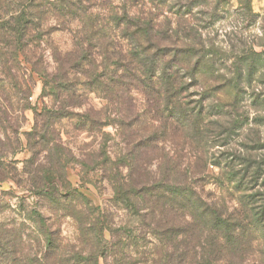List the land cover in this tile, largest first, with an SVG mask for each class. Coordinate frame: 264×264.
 Instances as JSON below:
<instances>
[{
  "label": "trees",
  "instance_id": "1",
  "mask_svg": "<svg viewBox=\"0 0 264 264\" xmlns=\"http://www.w3.org/2000/svg\"><path fill=\"white\" fill-rule=\"evenodd\" d=\"M134 1L123 0L118 11L101 19L95 14L85 17L88 7H82L80 0H0L3 72L14 78L11 69L21 62L30 63L26 48L38 45L46 35L43 25L47 17L57 19L55 28L48 31L62 30L80 17L76 52L55 59L54 75L49 80L42 75L44 88L48 87V95L54 97L61 93L74 95L70 76L79 73L85 79L81 86L106 101L104 118L111 105L118 115V129L129 131L114 161L102 143L95 159L83 165L86 170L98 168L108 173V179L114 182L115 200L124 205L130 217L140 219L149 236L155 237L158 247L143 252V262L255 264L253 256L259 251L255 244L258 238L264 240V199L260 198L258 204L260 192L255 190L264 171V164L257 158L260 148L243 143V156L234 150L226 156L220 182L236 197L235 207L226 197L215 199L205 192L209 178L205 173L214 161L211 150L228 146L240 129L238 104L244 77L240 66L248 62L247 55L242 52L237 56L234 71L227 72L224 52L214 47L204 31L216 14L197 12L207 19L192 14L194 2L205 5L204 0H145L148 7ZM246 67L251 78L254 61ZM10 90L18 100L26 99L27 91L16 81L11 80ZM135 95L141 97L142 108ZM22 109H27L24 103ZM69 113L72 111L44 108L40 113L44 118L41 140L45 141L53 123ZM100 116L97 113L94 119L85 112L79 117L81 129L88 132L97 126L100 131L106 125ZM167 144L174 145L173 153L167 150ZM153 152L160 159L158 179L150 176ZM1 159L0 167L9 169ZM124 166L129 169L130 181L123 183L120 167ZM137 169L147 174L144 179L141 175L135 179ZM34 185L39 195L53 205L76 196L74 192L60 194L48 181ZM84 203L89 207L88 201ZM85 213L82 222L87 225L86 231L94 232L97 239L104 241L106 229L114 234L109 212L95 214L89 207ZM128 234H116L117 238L107 243L108 249L107 245L100 247L114 254V264H132L125 260L124 251L128 242L136 247L137 241L130 236L132 232ZM50 238L49 233L45 235L44 247L53 251L56 247ZM4 254L0 248V264ZM98 257L97 253L85 257L80 253L73 257V263L58 257L49 262L37 259L34 264H99ZM11 264H18L16 258L12 257Z\"/></svg>",
  "mask_w": 264,
  "mask_h": 264
},
{
  "label": "rangeland",
  "instance_id": "2",
  "mask_svg": "<svg viewBox=\"0 0 264 264\" xmlns=\"http://www.w3.org/2000/svg\"><path fill=\"white\" fill-rule=\"evenodd\" d=\"M80 1L82 7H88L85 17L95 14L101 19H106L111 12L118 11L123 2V0ZM204 2L205 5H198L195 1L192 14L204 10L211 16L216 14L204 31L207 32V37L214 47L221 48L224 52L226 59L223 66L227 72L234 71L236 57L242 52L247 55L248 62L254 61L256 65L255 71L250 75L251 78L248 77L246 67L248 62L240 66L244 76L238 104L242 121L240 129L231 137L232 141L228 146L213 147L210 153L214 156V161L205 173L209 176L206 179L205 192L211 193L215 199L226 197L235 207L236 197H232L229 188L226 185L221 186L220 182L227 154L234 150L243 156L246 152L243 143H254L260 148L257 158L264 164V0H204ZM142 3H146L148 7L145 0L134 1V4ZM196 17L208 18L201 13ZM79 18H75L62 30L48 31L49 28H55L57 19L47 17L48 22L43 25L46 30L43 34L46 35H43L38 45L30 44L26 48L30 63L21 62L16 69H11L14 78L8 77L0 64V157L1 161L9 165V169L0 167V248L5 252L2 264H11L12 257L16 258L18 264H34L37 259L39 262L43 259L49 262L58 257L73 263L75 262L73 257L80 253L81 257L97 253L99 264H114V254L107 250L109 248L107 243L112 242L118 235L125 237L129 232H132L130 236H135V242L137 241L136 247L128 242L129 246L124 251L127 257L125 260L132 264H150L143 262L145 257L142 253L151 252L154 247H158L155 237L149 236L148 230L141 226L140 219L130 217L127 210H123L124 205L115 200L114 182L108 179V173L98 168L86 170L83 165L88 159H95L102 143L112 161L120 154V148L124 147V140L129 131L118 129L115 123L118 115L114 108L108 106L105 119L106 101L81 86L85 79L79 73L70 76L74 95L61 93L54 97L48 95V87L44 88L42 75H45L47 80L54 75L55 59H63L76 52L75 37L81 28ZM11 80L19 83L21 88L27 91L25 100H18L12 95ZM134 97L137 99L138 107L142 108L141 97L137 95ZM23 103L27 108L25 110H21ZM44 108L58 109L61 113L65 110L72 111L73 114L69 113L71 115L53 123L45 134V141H42L40 136L44 118L40 113ZM85 112H89L94 119L99 113L101 122H106V125L100 131L97 126L88 132L81 129L79 117ZM174 148V145L167 144L170 153H173ZM223 152H226V155H223ZM159 163V156L153 152L150 168L152 178L158 179L161 175ZM112 168L115 173V166ZM262 168L264 170V165ZM120 169L122 182L130 181L127 176L128 167ZM138 175H141L140 179H144L147 174L144 175L137 169L135 179ZM45 181L54 183L60 194L74 192L75 198L61 200L59 205L49 203L34 187V184ZM262 181L264 171L255 189L260 192V197L258 198L259 195L256 197L259 200L258 204L260 198L264 199ZM77 194H81L86 202L88 201V206L95 210V214L104 212L111 214L109 225L114 232L113 235L109 229L104 230L102 241L88 228L86 231V224L82 221L89 207L84 203L83 197ZM48 233L52 246L56 247L53 251H48L44 247L45 235ZM141 237H145L144 241L140 240ZM258 242L255 246L259 251L253 259L255 264H264V240L258 238ZM101 245L108 247L103 250L100 249ZM99 249L103 253L99 252ZM125 260L124 262H127Z\"/></svg>",
  "mask_w": 264,
  "mask_h": 264
}]
</instances>
